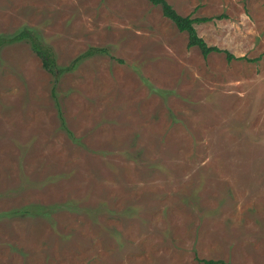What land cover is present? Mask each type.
<instances>
[{"label": "rangeland", "instance_id": "rangeland-1", "mask_svg": "<svg viewBox=\"0 0 264 264\" xmlns=\"http://www.w3.org/2000/svg\"><path fill=\"white\" fill-rule=\"evenodd\" d=\"M167 1L238 58L149 0H0V264H264V0Z\"/></svg>", "mask_w": 264, "mask_h": 264}, {"label": "trees", "instance_id": "trees-1", "mask_svg": "<svg viewBox=\"0 0 264 264\" xmlns=\"http://www.w3.org/2000/svg\"><path fill=\"white\" fill-rule=\"evenodd\" d=\"M149 1L154 5L161 6L163 10V15L169 18L175 24V26L178 28L179 31L185 32L188 35V40H189L188 46L198 47L202 55L205 58L214 52L225 53L228 61H232L233 59L238 58L228 49H223L217 45L209 44L202 36L199 35L196 29L195 23L209 20L210 19L209 17L192 18L189 15L184 16L181 13H179L173 7V5H171L167 0H149ZM29 36H30V30L24 28L20 30L19 32H17L14 36H11L8 38L0 37V44H2V42H14L17 40H22ZM32 46H33V49L36 51V53L42 59V63L47 70H49L55 75H58L59 73H62L64 71L63 67H60L57 65L55 57L53 53L50 51L49 46L41 44L40 41H33ZM98 51H106V49L98 48ZM80 57H83V56L77 57L74 61L78 60ZM252 60L254 61L256 60V58ZM201 261H203L206 264H231L230 262L222 260V259H217V260L216 259H201Z\"/></svg>", "mask_w": 264, "mask_h": 264}]
</instances>
